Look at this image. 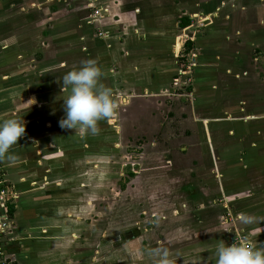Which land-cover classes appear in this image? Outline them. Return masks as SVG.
I'll return each mask as SVG.
<instances>
[{
	"label": "rangeland",
	"instance_id": "1",
	"mask_svg": "<svg viewBox=\"0 0 264 264\" xmlns=\"http://www.w3.org/2000/svg\"><path fill=\"white\" fill-rule=\"evenodd\" d=\"M104 16L105 31L95 23ZM183 16L192 21L186 32ZM139 26L151 37L144 45ZM184 35L194 42L187 56L186 39L177 41ZM0 45L14 52L7 64L0 52L2 71L23 72L27 61L37 93L52 82L46 76L61 80L89 59L107 88L123 91L97 137L59 138L66 166L68 152L79 151L80 175L67 181L77 196L67 210L79 222L75 237L64 238L77 264H156L147 254L155 247L168 248L172 264H215L219 243L264 230V0H0ZM136 46L157 54L137 57ZM39 165L41 174L51 168ZM38 178L39 187L54 180ZM241 213L255 221L241 224Z\"/></svg>",
	"mask_w": 264,
	"mask_h": 264
},
{
	"label": "crops",
	"instance_id": "2",
	"mask_svg": "<svg viewBox=\"0 0 264 264\" xmlns=\"http://www.w3.org/2000/svg\"><path fill=\"white\" fill-rule=\"evenodd\" d=\"M141 9L139 7V9L131 13L136 22L142 16ZM183 17L178 22V27L186 32L188 27L190 28L192 25V21L187 16ZM107 20L97 26L102 28L104 24L103 30L105 31V22L109 23ZM184 20H188L189 25L182 27ZM162 25L163 22L160 24L159 29ZM135 30L139 38H136L137 45H144L150 41L148 38L151 37L142 31L141 26ZM185 35L178 37L177 41L180 42L183 37L186 40H191L189 36L186 37ZM152 39L158 44L161 41V38L152 37ZM7 41L10 42V40ZM177 41H175L174 46H176ZM191 41L193 42V40ZM109 46L111 45L109 44ZM1 47L0 49H2ZM120 47L123 49V44ZM140 47L136 46L131 49V51L134 50L132 53L136 54L137 57L142 54H157V51L152 49L147 51L144 48H142L144 50L135 49ZM12 51L7 53L0 51L4 52L7 57L4 62L2 61L3 63L7 64L12 61V58H10L12 57L11 54L14 53ZM108 63L109 65L107 66L111 70L112 62L109 61ZM22 65L21 70L23 72H20V70L11 71L9 67L5 72L2 71L0 66V122L15 119L21 123L24 121L25 125L24 137L18 139L17 144L10 149L17 157L16 163L9 164L7 161H0L5 186L14 191V197L10 201L8 212V219L11 225L8 232L1 239L2 248L5 257L11 264H77L79 254L75 253L74 246L65 249L64 238L71 239L75 237L79 222L74 211L67 210H72L76 206L77 196L74 195L75 193L69 192L67 185L71 182L67 181H72L75 184L74 175H80L79 171H76L77 164L75 163V159L79 155L76 153H79V151L68 152L70 154L68 158L72 160L66 166L63 161L66 157V149L63 144L59 143V138H79L80 133L59 127V120L64 117L63 102L58 99L54 100V97L60 94L64 95V91H61L60 78L51 74L46 76L52 79V82L40 84L38 87L40 93H37L36 88L28 86V62L25 61V64L23 63ZM46 65L48 64H42V66L39 65L38 67L45 71V68L48 67ZM154 65L160 69L159 63ZM122 72L127 73L125 71ZM158 72L152 66L150 70L151 77L149 78H154L155 82V75ZM43 74L44 72H41V75ZM112 77V75L105 76V79ZM56 79L58 80L56 81ZM153 84L156 85V83ZM150 88L155 89L158 87L149 85L144 90L147 91ZM110 90L113 94L115 93V97L123 94V91L117 90L116 86H113V89L110 88ZM33 98L36 103L30 105V99ZM65 133L70 134L66 135ZM73 141L70 142L73 143ZM70 146L71 144L69 143ZM28 147L32 149L31 154H28ZM41 159L49 162L51 167L44 174L37 170ZM59 163H62V166ZM66 175L70 178L62 180ZM38 177H43V181L54 180L39 187L37 186L39 183ZM74 184L71 183L69 185L72 188L71 191H73ZM4 216L2 213L1 218L5 219ZM246 234L249 235L254 244L264 246V230L260 227V224L253 230L246 232ZM59 245L61 248L58 247Z\"/></svg>",
	"mask_w": 264,
	"mask_h": 264
},
{
	"label": "clouds",
	"instance_id": "3",
	"mask_svg": "<svg viewBox=\"0 0 264 264\" xmlns=\"http://www.w3.org/2000/svg\"><path fill=\"white\" fill-rule=\"evenodd\" d=\"M102 76L101 68L92 59L83 61L80 67L62 76L61 91L69 94L63 99L64 117L59 120L60 128L78 131L81 136L97 135L100 131L98 122L109 121L116 116L117 104L112 91L101 82ZM30 100V105L36 103L34 98ZM24 135V121L8 119L0 122V161L16 163L17 157L10 149ZM238 221L249 225L255 217L241 213ZM147 254L156 259V264H172L166 247L148 249ZM215 257V264H264V246H257L245 235L232 244L219 243Z\"/></svg>",
	"mask_w": 264,
	"mask_h": 264
},
{
	"label": "built area",
	"instance_id": "4",
	"mask_svg": "<svg viewBox=\"0 0 264 264\" xmlns=\"http://www.w3.org/2000/svg\"><path fill=\"white\" fill-rule=\"evenodd\" d=\"M100 16L99 12H96V17ZM101 36V33H100ZM14 197V191L5 186V182L3 180V175L1 173V168H0V264H11L7 258L5 257L3 248H2V237L8 232L10 229V222L8 219V212H9V206H10V201ZM4 214V218H1V214ZM243 236L245 235H238L237 237L234 238V242H238Z\"/></svg>",
	"mask_w": 264,
	"mask_h": 264
},
{
	"label": "trees",
	"instance_id": "5",
	"mask_svg": "<svg viewBox=\"0 0 264 264\" xmlns=\"http://www.w3.org/2000/svg\"><path fill=\"white\" fill-rule=\"evenodd\" d=\"M188 25H189V21L188 20H184L182 22V27H185V26H188ZM184 48H185L184 54L187 56L188 54L192 53L193 48H194V43L191 40L187 39L185 44H184ZM183 57H185V56H183ZM182 61H184V60H182Z\"/></svg>",
	"mask_w": 264,
	"mask_h": 264
},
{
	"label": "flooded vegetation",
	"instance_id": "6",
	"mask_svg": "<svg viewBox=\"0 0 264 264\" xmlns=\"http://www.w3.org/2000/svg\"><path fill=\"white\" fill-rule=\"evenodd\" d=\"M106 10V12H108L109 11V9L107 10V9H105ZM110 12V11H109ZM96 14V13H95ZM93 18V17H92ZM94 18H96V16H94ZM106 18H105V16L103 17V18H101L100 19V21H103V20H105ZM99 22V20H97V21H95V23H98ZM99 23H101V22H99ZM105 24H106V22H105Z\"/></svg>",
	"mask_w": 264,
	"mask_h": 264
}]
</instances>
